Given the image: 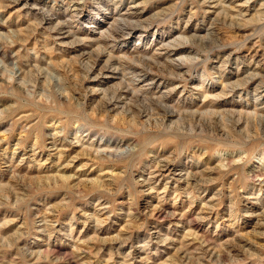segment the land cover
I'll return each instance as SVG.
<instances>
[{
    "label": "rangeland",
    "instance_id": "obj_1",
    "mask_svg": "<svg viewBox=\"0 0 264 264\" xmlns=\"http://www.w3.org/2000/svg\"><path fill=\"white\" fill-rule=\"evenodd\" d=\"M259 59L264 0H0V264H264Z\"/></svg>",
    "mask_w": 264,
    "mask_h": 264
},
{
    "label": "bare ground",
    "instance_id": "obj_2",
    "mask_svg": "<svg viewBox=\"0 0 264 264\" xmlns=\"http://www.w3.org/2000/svg\"><path fill=\"white\" fill-rule=\"evenodd\" d=\"M222 9L224 10V11H228L225 7H222ZM121 22L124 24V26H125V31L126 30H130L131 32H133L134 31V29L135 28H137L138 27V25H137V23L136 24H134V21L132 22V19L130 20L129 18L127 19V18H122L121 19ZM120 22V23H121ZM60 24V23H59ZM113 24V23H112ZM111 24V25H112ZM119 24H118V22L116 21V22H114V24L112 25V27L114 28L115 26L117 27L116 29H115V31H117L118 33L119 32H121V30L122 29H124V27L123 26H121V24H120V26H118ZM60 26V25H59ZM112 28V29H113ZM61 29V28H60ZM110 31V30H109ZM123 31V30H122ZM130 32V33H131ZM112 33V32H111ZM128 33V32H127ZM111 35V34H110ZM189 41V40H188ZM170 44H172L170 41H168V43L166 44L167 46H171ZM255 52V51H254ZM168 54H170V52H167V55ZM175 54H177L176 52H174V55ZM173 55V56H174ZM188 55V54H187ZM168 57H169V55H168ZM256 57V54L254 55L253 54V57H252V61H253V59ZM130 59V58H129ZM132 59V58H131ZM146 59V58H145ZM143 61H145V60H143ZM149 62V61H148ZM228 62V61H227ZM226 62V60H225V63H227ZM155 63H156V61H155ZM157 63H158V61H157ZM237 63V62H236ZM252 63V62H251ZM250 63V65H253V64H251ZM257 65H255V69H254V72H253V75H255V76H257V75H260L259 77V79H256V80H253L254 82H250L251 80H252V76L247 80H244V81H242V79H241V81L238 79H236L237 81H234L235 83H231V82H229V79L227 80H225V78L223 77V75L221 76V79H222V83H224L223 84V87H224V96H226V95H232V98L236 95V93H239V92H243V90H245L244 91V93H240L241 95H245V96H247L248 97V95H257L258 94V96H256V98H255V101L254 102H252V103H247V104H242V108H244V109H246L245 110V112H246V114L249 116L250 114L252 115V114H254V113H251V112H249V111H247V109L250 107V104L252 105H254V107L257 105V104H260V103H257L256 101L257 100H259L260 98H262V99H264V74H261V73H263V72H261L260 70H259V68L258 67H262V64H260V59H259V61H258V63H256ZM171 65H173V64H171ZM174 66H176V65H174ZM181 66H183V65H181ZM181 66H178V67H181ZM175 68V67H174ZM224 68V67H223ZM222 67H221V72H223V69ZM257 68V69H256ZM169 71V70H168ZM260 71V72H259ZM178 72L179 71H176V68L175 69H173V68H171L170 69V73L172 74V75H175V76H178L179 74H178ZM92 74V73H94V65L93 66H90V69H89V74ZM140 74H137V72L135 71L134 73H133V79L135 78V77H138V79L139 78H141V77H144L145 76V74H144V71L143 72H139ZM145 73H147V72H145ZM206 73V72H205ZM203 75V74H202ZM238 75V74H237ZM226 76V75H225ZM228 76H231V75H229L228 74ZM129 78H131V77H129ZM239 78V77H238ZM132 80V79H131ZM137 80V79H136ZM135 81V80H134ZM203 81V80H202ZM124 80H123V82L119 85V87H116L115 89L113 88V89H111V91L110 90H108L107 92L108 93H110V99L109 100H106V102L104 103L105 104V106H110V107H114V105L115 104H117V101H118V99L119 98H121V95L123 94V91L125 90L124 89ZM242 87V89H243V87H245L242 91H239V89ZM129 88V87H128ZM110 89V88H109ZM132 91L133 93L132 94H135V93H137V92H139V91H137V87H132V88H130V89H127L126 88V92H130V91ZM228 90V91H227ZM241 95H239V96H241ZM124 96V95H123ZM208 95H206L205 97H207ZM218 97L219 96H217L216 97V99H218ZM123 98V97H122ZM121 98V99H122ZM126 98V97H125ZM113 99H114V101H113ZM154 99V98H153ZM161 99V98H160ZM160 101V100H159ZM164 102V101H163ZM114 104V105H113ZM166 104V103H165ZM165 104H163V108L165 107V108H167L166 107V105ZM220 104V103H219ZM219 106H221V104L219 105ZM258 106V105H257ZM259 106H262V105H259ZM107 107V108H108ZM232 107H234V106H232ZM106 108V107H105ZM132 109V108H131ZM131 109H129L130 110V112H131ZM234 108H225L222 112H223V114H231V113H234L235 114V111L237 110H233ZM106 111V110H105ZM254 111H255V114H257V113H259V112H261V113H263L264 111H262V110H256L255 108H254ZM81 112V111H80ZM108 112V111H107ZM172 112V111H171ZM244 112V113H245ZM236 113H239L238 112V110H237V112ZM240 113H242V114H244L243 112H242V110H240ZM175 115V114H174ZM236 115V114H235ZM240 116V115H239ZM242 117V116H241ZM240 117V118H241ZM242 119V118H241ZM239 122V121H238Z\"/></svg>",
    "mask_w": 264,
    "mask_h": 264
}]
</instances>
